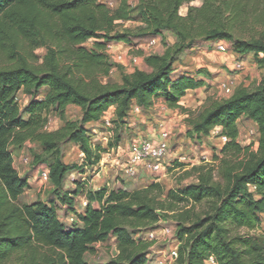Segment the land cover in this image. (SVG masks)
Wrapping results in <instances>:
<instances>
[{
    "label": "trees",
    "instance_id": "16d2710c",
    "mask_svg": "<svg viewBox=\"0 0 264 264\" xmlns=\"http://www.w3.org/2000/svg\"><path fill=\"white\" fill-rule=\"evenodd\" d=\"M135 1L132 6L121 0L113 11L98 0H0V55L12 64L0 68V264L15 257L21 264H88L86 256L95 252L94 246L112 237L118 241L119 256L109 264H146V244L138 243L127 227H146L163 217L177 221L179 264H206L210 257L216 264H264V234L250 233L264 214V79L256 89L241 87L231 98L200 111L179 103L203 82L187 75L173 80L175 63L205 41L227 42L237 55L252 54L264 66V41L239 40L230 30L249 16L257 0H205L185 17L180 11L191 0ZM129 21L141 25L123 30ZM167 33L176 43L163 55L143 59L150 72L138 69L123 76L119 87L102 85L100 78L113 68L105 53L107 44L158 38L165 44ZM90 40H96L94 47L85 49ZM39 47L47 49L44 70L30 63ZM43 88L50 92L39 100ZM22 91L32 97L24 109L17 102ZM158 98H164L169 109L181 108L188 115L189 132L198 140L220 127L229 139L224 152L236 157L247 152L237 142L238 123L245 117L258 126L259 154L238 164L225 157L218 169L194 167L197 183L168 193L160 183L134 192L107 186L86 191L84 212H78L74 201L85 191L82 185L65 190L68 174L100 165L102 152L122 143L133 104L148 110ZM69 106L82 110L69 140L80 146L84 163L67 165L55 143L44 142L53 158L49 170L56 200L21 205L28 180L16 171L12 150L42 138L44 112ZM111 107H116L114 141L107 149H95L86 126L101 121ZM57 204L75 217V226L60 221ZM203 204L205 212L196 213V206ZM243 229L248 233H240Z\"/></svg>",
    "mask_w": 264,
    "mask_h": 264
},
{
    "label": "rangeland",
    "instance_id": "374dc122",
    "mask_svg": "<svg viewBox=\"0 0 264 264\" xmlns=\"http://www.w3.org/2000/svg\"><path fill=\"white\" fill-rule=\"evenodd\" d=\"M99 3L107 6L109 9L116 11L121 4V0H98ZM132 6H136L137 1L129 0ZM205 3V0H191L190 3L185 4L180 14L181 16H187L190 8H201ZM141 24L136 21H129L123 24V30L130 29L135 30ZM236 39L244 41H264V0H257L254 10L250 11V14L244 21L239 22L234 28L230 29ZM165 44L161 38H158L155 44L149 47V43L139 42L137 44L128 45L127 43H110L105 48V53L109 57V61L113 64V68L107 77H101L100 82L103 86L109 88L119 87L123 84V76L131 75L136 70L151 71L150 68H146L144 64V58L149 55H163L168 47H173L176 43V38L167 33L164 36ZM96 43V40H90L83 45L85 49L91 50ZM221 43V42H220ZM228 44L227 42H223ZM214 43L202 42L199 47L189 51L182 55L178 62L175 63V74L173 80L181 76L182 73L190 75L197 81H202L203 86L199 91L191 93V100L196 99L202 102L201 106H198L197 110L200 111L207 106H211L214 102L224 101V95L220 93L218 88L219 84L217 78H222L227 73H231L228 68L234 67V73L237 71L241 74L239 79V86L245 87L250 90L257 88V78L251 75V66L255 63L259 64L258 60L253 57L251 62L243 60L237 53L232 50V46L227 47V52L217 51L213 46ZM207 49V50H206ZM206 50L204 56L200 55V51ZM194 53V62L187 60V56ZM225 54V55H224ZM235 56L234 61H228L229 57ZM225 64H224V58ZM47 58V49L39 47L33 51L30 63L35 65L41 70L45 69ZM228 61V62H227ZM242 62V70H236L237 65ZM10 64L3 54L0 55V68L10 67ZM201 67H197V66ZM261 66V64H259ZM44 66V67H43ZM264 68V66H261ZM184 68L186 70H184ZM148 69V70H147ZM259 72L261 68H256ZM233 73V72H232ZM218 80V81H217ZM219 91V92H218ZM50 92L49 88H43L42 94L39 100L44 99ZM187 95V94H186ZM32 101V97L25 92H20L17 96V102L19 106L24 109ZM112 107L104 114V117L111 119L113 115L108 112ZM187 109V108H185ZM191 110V109H189ZM193 111V110H191ZM184 113V112H183ZM45 118L44 127L41 130V139H34L27 141L22 148L13 149V161L14 167L18 174L28 180V187L25 193L20 198L21 205H31L36 202L49 203L52 200H56L53 196L54 187L52 183L41 180L42 172L49 168L52 163V154L46 151L44 142H52L57 146V150L63 157V161L67 165H79L84 163L85 156L80 149V146L69 140L70 128L78 124L82 117V110L76 106H69L64 111H55L50 109L43 114ZM188 116V115H187ZM24 119L28 120L29 116L24 115ZM180 120V119H178ZM238 123L239 136L237 139L238 144L242 149H247V152H242L239 156H233L230 152H224V147L227 144H222L220 141L215 142L218 139L216 134L214 138H204L198 140L191 136L190 128L187 121L180 120V123L161 124L166 130L171 125L170 132L172 133L170 140V149L168 156L164 161L166 170L164 173L157 176H152L150 173L140 172L143 175L152 176L156 182L160 183L165 189L166 193L170 190H178L187 185L197 183L198 171H192L194 167L219 168V162L225 157H229L234 163H247L252 156L258 155L260 151L261 134L258 126L253 122L247 120L245 117L240 119ZM132 129L127 127L124 130V139L119 147L123 148V151L131 148V142L138 135L148 130L147 124L157 128L159 123H131ZM113 129L107 126L106 123H96L95 125H87V136L93 146L100 149H107L108 143L114 141L112 130L116 128L115 124H112ZM166 128H165V127ZM170 129V128H169ZM141 131V132H140ZM169 131V130H168ZM140 132V133H139ZM219 140V139H218ZM229 140V139H228ZM203 145L201 148L199 145ZM96 149V148H95ZM113 150H108L106 153L102 152V160L106 158L105 166H112V157H107ZM115 155V154H114ZM28 161V162H27ZM102 162V161H101ZM101 164V163H100ZM184 165V167H180ZM93 169H88L87 174H80V171H73L68 174L65 190H73L78 185L83 186V192L79 197L75 199V206L77 210L82 213L84 202H87L85 195L86 191H96L107 186L109 189H125L129 192H134L143 189L145 185H139L140 177L136 175L134 177H128L123 168H114L107 171L104 169L103 173L98 177L99 171L101 172V165ZM117 167V166H115ZM218 171V170H217ZM216 171V172H217ZM82 176V177H81ZM161 177V178H160ZM160 178V179H159ZM86 179V180H83ZM158 180H160L158 182ZM254 191V188H252ZM57 202V201H56ZM58 217L61 222L65 223L69 228L75 226V222L71 219L75 218L71 215L70 211L66 207L57 204ZM191 205H188V209ZM207 209V204L198 205L194 209L196 213L203 214ZM177 221L173 217H163L157 223L148 225L141 228H132L128 226V230L132 233L133 238L138 243L146 244L147 263L146 264H179L176 260L173 261L170 257L171 251L179 246L177 240ZM172 233H167V231ZM242 234H247V229L240 231ZM252 235L264 234V215L261 216L260 223L255 231L250 232ZM95 252L86 256L88 264H109L117 259L119 256L118 241L112 237L106 243H100L94 246ZM8 264H21L17 257H15Z\"/></svg>",
    "mask_w": 264,
    "mask_h": 264
},
{
    "label": "crops",
    "instance_id": "0c3cea01",
    "mask_svg": "<svg viewBox=\"0 0 264 264\" xmlns=\"http://www.w3.org/2000/svg\"><path fill=\"white\" fill-rule=\"evenodd\" d=\"M123 44H125V43H123ZM220 45H221V43H214L213 44L214 48L217 49L218 52L220 51L219 50V46ZM206 50L200 51V53H201L200 55L204 56L205 52H207ZM194 55H195L194 53L188 55L187 56V60H191V62H194L195 59H192L194 57ZM238 56H240V55H238ZM240 57H242L243 60L252 63L253 61H251V60L253 59L254 56L252 54H248V55L240 56ZM235 59H236L235 56H231L230 55L228 61H234ZM223 60H224V64H225V58ZM145 67L148 68L146 65H145ZM197 67H201V66L199 65ZM228 68H231V69H229L230 71L232 70L231 73L229 72V73L225 74L224 76H221L222 78H217L218 80H220L218 82V84H219L218 88L220 90V93L222 95H224L225 100L231 98L234 95L235 91L237 89L241 88L239 86V84H240L239 79L241 78L240 76H241L242 73H239L238 71H237V73L236 72L234 73V71H233L234 67H232V66H230ZM256 68H261V70L258 72L257 71L258 69H256ZM184 70H186V69L184 68ZM250 71H251V75H252L253 79L257 78V80H259L257 82V86H259L260 83L262 82V80L264 79V68H262L259 64L255 63V64H253L251 66ZM182 75H187V74L182 73L181 76ZM187 76H190V75H187ZM200 89L201 88H198L196 90H189L187 92V95L180 101L179 105L182 108L191 109L193 111L197 110L198 106H201L202 102L197 101L196 99L195 100L194 99L191 100L190 96H192L191 93L199 91ZM108 113L110 115L111 114L113 115L112 118L114 120L116 119V107H112V109ZM187 118H188L187 114L183 113L181 108L169 109L167 107V105H166V101H165L164 98H158L155 101L154 106L152 108L148 109V110H144V109L140 108L136 103H134L133 106H132V109L130 111L127 127L132 129L134 125H132L131 123H159L160 126H157V128H155L152 125L147 124L148 130L145 132L146 134L140 133L141 131L139 132L140 134L145 135V137H142V135H138L134 140H132L131 145L136 140L154 139V140L159 141L160 133L163 130H165V131L169 130L168 132L172 136V133L170 132L171 125L169 126L170 129L167 127L168 130H166V129H164L162 127L163 125H161V124L166 125V123H167L169 125L171 123H180V120L186 121ZM178 119H180V120H178ZM103 121H104V119L102 118L101 121L89 123L88 125H92L93 126L96 123H103ZM240 121H239V123H240ZM216 134L217 135L221 134V128L220 127L215 128L211 132V134L209 136H203L201 140L204 141V138H206V137L209 138V139L210 138L212 139V138H214V136ZM214 141L218 142L219 140L215 139ZM199 146H201V148H204V146L202 144L199 145ZM130 149H129V151L128 150L123 151L122 147H118V148L114 149L112 151V153L107 156V157H112V159H111L112 166H110L111 169L123 168L124 172L126 173V169L128 167V164L130 162V157H131ZM105 161H106V158H103V160H102V162L100 164L101 165V172L99 171L98 177H100V175L103 173L104 169H106L107 171L111 170L109 166H107V165L105 166ZM115 166H117V167H115ZM94 168H97L96 170H98V168H100V166L99 167H94ZM88 169H90V168L85 167V174H87V170ZM91 169H93V168H91ZM80 174L84 175V173H82V172H80ZM137 175H139L138 177H140L139 185H141V184L145 185V186H143L144 188L149 186V185H151L152 183L156 182V180L152 176L159 177V175L147 176V175H143L141 173H138ZM83 180H86V179H83ZM159 181L160 180H158V182ZM99 189H96V190H99ZM84 203H83V205H84ZM83 212H84V208H83Z\"/></svg>",
    "mask_w": 264,
    "mask_h": 264
},
{
    "label": "built area",
    "instance_id": "2783aa9c",
    "mask_svg": "<svg viewBox=\"0 0 264 264\" xmlns=\"http://www.w3.org/2000/svg\"><path fill=\"white\" fill-rule=\"evenodd\" d=\"M157 39H153L147 43H149V47L153 46ZM227 45L221 42V45L219 46V50L221 52H227ZM241 65L236 66V70L241 71L242 70V62L239 63ZM103 123H106L110 129H113L112 124H114V119L109 117H104ZM113 133V130H112ZM218 139L220 143L226 144L229 142L228 138L222 134H218ZM170 140L171 135L168 131L163 130L160 133L159 141L154 139H144V140H136L131 145L130 153V162L128 164V167L126 169V175L128 177H134L140 172L150 173L152 175H161L166 170V166L164 164L165 159L168 156V152L170 149ZM28 162V161H27ZM41 180L45 182L50 181V170L49 168L45 169L41 174ZM252 188L254 186H250V189L252 191ZM87 202L84 203L86 206ZM264 215V214H263ZM74 218L71 219L72 222H74ZM167 233H172L171 231H167ZM178 251L179 246L174 248L171 251V259L173 261H177L178 259ZM206 264H216L215 259L213 257H210Z\"/></svg>",
    "mask_w": 264,
    "mask_h": 264
}]
</instances>
